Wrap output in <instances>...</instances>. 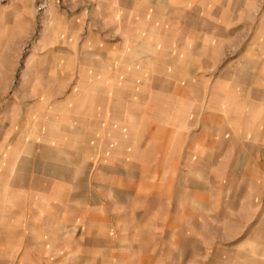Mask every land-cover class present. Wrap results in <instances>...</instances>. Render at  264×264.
<instances>
[{
	"label": "crops",
	"instance_id": "1",
	"mask_svg": "<svg viewBox=\"0 0 264 264\" xmlns=\"http://www.w3.org/2000/svg\"><path fill=\"white\" fill-rule=\"evenodd\" d=\"M108 1L118 4L115 20L128 25V38L94 52L118 53L112 64H160L161 108L145 116L153 122L150 132L176 134L169 147L176 150L174 163L183 157L184 134L196 133L210 152L238 148L231 164L259 179L250 167L264 172V151L253 160L246 149H264V0ZM88 111L50 119L47 131L60 133L64 123L82 134L94 123ZM95 113L97 132L128 138L136 132L134 109ZM130 141L115 147L128 156L118 151L110 167L99 168L115 183L103 187L102 176L95 182L102 188H91L88 155L96 148L84 137L55 145L1 139L0 264H136V256L139 264L159 262L161 254H151V231L143 230L148 212L135 201L136 181L147 179L146 169L160 175L173 161L157 167L148 153L149 161L139 163ZM195 141L189 148L199 147ZM213 156L208 165L224 163ZM106 197L113 202L107 205Z\"/></svg>",
	"mask_w": 264,
	"mask_h": 264
},
{
	"label": "rangeland",
	"instance_id": "2",
	"mask_svg": "<svg viewBox=\"0 0 264 264\" xmlns=\"http://www.w3.org/2000/svg\"><path fill=\"white\" fill-rule=\"evenodd\" d=\"M117 6L108 0H0V140L55 145L84 137L96 148L88 155L86 179L89 187L102 188L96 185L103 176L99 168L110 167L118 151L128 156L115 147L130 139L139 163L149 161L148 153L157 167L173 161L160 175L146 169L141 176L147 179L136 181L135 201L148 212L143 230L151 231V254L162 256L150 264H264V172L253 165L259 179L246 175L244 165L231 164L238 148L210 152L196 133L184 134L183 157L174 163L176 150L169 147L176 134L150 132L153 122L145 116L161 108L160 64H112L118 53L94 52L128 38V25L115 20ZM117 108L136 111V132L129 138L96 131L95 110ZM86 110L94 123L82 134L64 123L60 133L47 131L50 119ZM194 139L199 147L189 148ZM246 151L254 160L264 149ZM212 156L224 163L208 165ZM105 177L103 187L116 181ZM135 261L140 263L138 256Z\"/></svg>",
	"mask_w": 264,
	"mask_h": 264
}]
</instances>
